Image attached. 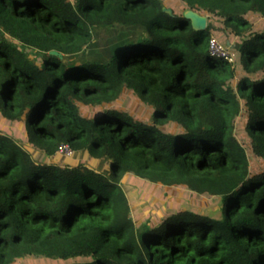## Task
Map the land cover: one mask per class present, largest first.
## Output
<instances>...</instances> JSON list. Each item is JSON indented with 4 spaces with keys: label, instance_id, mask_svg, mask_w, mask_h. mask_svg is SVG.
<instances>
[{
    "label": "trees",
    "instance_id": "trees-1",
    "mask_svg": "<svg viewBox=\"0 0 264 264\" xmlns=\"http://www.w3.org/2000/svg\"><path fill=\"white\" fill-rule=\"evenodd\" d=\"M130 179L221 216L139 224ZM19 263L264 264V0H0V264Z\"/></svg>",
    "mask_w": 264,
    "mask_h": 264
},
{
    "label": "rangeland",
    "instance_id": "rangeland-1",
    "mask_svg": "<svg viewBox=\"0 0 264 264\" xmlns=\"http://www.w3.org/2000/svg\"><path fill=\"white\" fill-rule=\"evenodd\" d=\"M213 26L218 27L219 24L217 22H214ZM214 36L215 35L211 33V37ZM214 38L216 39L217 37L215 36ZM232 53L233 55L235 54L234 52ZM136 107V113L140 115L142 108L139 105H136ZM141 120L147 122L149 120L147 114L141 115ZM17 133L18 132H16V134ZM24 144L25 142L23 143V145ZM60 156L62 157V155ZM83 158L84 157L79 158L78 161L84 160L83 163L86 164L88 168H91L97 172L102 168L101 166L103 165V162L92 161L89 159L86 160ZM36 159L38 161L43 160V158L39 156ZM124 186L125 192L127 193L128 199L131 204L132 212H138H136L137 214L134 216V219L139 220V224L147 216L150 215L152 210L151 208H154L156 210L155 219L157 220H159L160 218L159 214L163 216L172 210L177 212L180 210L193 211L204 216L217 219H219L221 216L220 199L206 196H196L191 194V192L186 188H165L149 183H143L142 181L137 179L128 180L124 183ZM137 216H139V219H136Z\"/></svg>",
    "mask_w": 264,
    "mask_h": 264
},
{
    "label": "built area",
    "instance_id": "built-area-1",
    "mask_svg": "<svg viewBox=\"0 0 264 264\" xmlns=\"http://www.w3.org/2000/svg\"><path fill=\"white\" fill-rule=\"evenodd\" d=\"M208 51L211 56L219 59H223L227 61L229 64L233 65L234 63L233 53L224 45L219 43L214 37H210L208 40ZM57 154L69 158L72 156L73 152L67 144H62L59 146Z\"/></svg>",
    "mask_w": 264,
    "mask_h": 264
},
{
    "label": "water",
    "instance_id": "water-1",
    "mask_svg": "<svg viewBox=\"0 0 264 264\" xmlns=\"http://www.w3.org/2000/svg\"><path fill=\"white\" fill-rule=\"evenodd\" d=\"M163 11L169 15L171 14L169 9H163ZM183 18L190 22L191 28L196 32L203 31L206 28V17L201 16L194 11H184ZM226 45H228V42H226ZM51 54L57 55L55 52H52Z\"/></svg>",
    "mask_w": 264,
    "mask_h": 264
}]
</instances>
